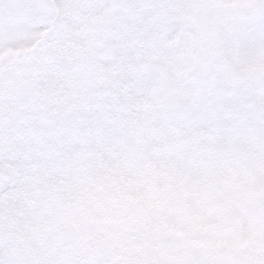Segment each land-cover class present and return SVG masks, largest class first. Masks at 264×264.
I'll return each instance as SVG.
<instances>
[{
    "label": "snow or ice",
    "instance_id": "obj_1",
    "mask_svg": "<svg viewBox=\"0 0 264 264\" xmlns=\"http://www.w3.org/2000/svg\"><path fill=\"white\" fill-rule=\"evenodd\" d=\"M0 264H264V0H0Z\"/></svg>",
    "mask_w": 264,
    "mask_h": 264
}]
</instances>
